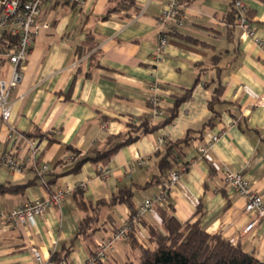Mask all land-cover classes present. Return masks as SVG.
I'll return each instance as SVG.
<instances>
[{
	"label": "crops",
	"instance_id": "crops-1",
	"mask_svg": "<svg viewBox=\"0 0 264 264\" xmlns=\"http://www.w3.org/2000/svg\"><path fill=\"white\" fill-rule=\"evenodd\" d=\"M168 0H89L45 3L38 22L42 28L34 38L27 60L21 64L22 79L14 90L11 122L27 134L41 132L40 160L50 164L46 179L51 188L79 185L61 207H52L25 224H15L2 213L49 194L31 167L15 171L0 166V185H20L17 191L0 193V264H38L32 247L48 262L52 253L74 244L70 260L84 263L91 256V243L73 241L85 214L75 194L84 191L87 201L111 198L120 189L136 190V207L155 195L159 184H147L161 175L160 160L168 142L183 139L189 131L201 130L196 139L177 154L191 167L173 187L166 204L180 222L200 219L209 233L220 232L264 259V221L250 230L253 216L245 212L246 198L226 183V172L242 173L264 196V51L241 38L233 25L235 0H183L189 16L185 28L170 33L163 60L153 67L161 25L159 14ZM248 17L264 39V0H243ZM93 53V59L91 55ZM11 66L5 64L8 74ZM157 79V92L164 114L154 117L149 97ZM223 86L214 105L215 90ZM188 94V97L179 101ZM176 107L175 119L123 146L109 162L111 173L104 179L99 167L88 161L78 172L66 173L82 155L106 144L109 137L126 138L131 125L145 121L155 125L166 120ZM106 124V126H104ZM226 129L215 145L213 161L199 159L198 145L211 132ZM196 136V134H195ZM7 125L0 119V151L10 149ZM24 153V151H23ZM147 162L139 165L136 156ZM182 156V157H181ZM75 159V160H74ZM134 165L130 175V165ZM166 174L168 173L165 172ZM164 204L161 207H165ZM94 238L110 236L129 217L126 204L101 210ZM147 234L146 230H141ZM127 241L119 242L112 262L123 264L133 257Z\"/></svg>",
	"mask_w": 264,
	"mask_h": 264
},
{
	"label": "built area",
	"instance_id": "built-area-1",
	"mask_svg": "<svg viewBox=\"0 0 264 264\" xmlns=\"http://www.w3.org/2000/svg\"><path fill=\"white\" fill-rule=\"evenodd\" d=\"M64 4L66 2H78L82 6H87L89 0H0V119L7 125V139L11 142L10 149L5 152L0 151V166H6L15 171H23L26 167H31L40 178L44 186L49 188V194L44 197H37L24 205H19L8 212H3L2 217L11 220L15 224H25L34 221L38 216H42L52 207H61L63 203L78 189L85 188L86 183L79 185L58 186L52 189L46 174L51 170L50 164L40 160L41 146L37 137L22 132L11 122L13 113V93L22 79L21 64L27 60L28 53L34 38L40 32L42 25L38 22L42 7L45 3ZM236 23L241 28V38L250 40L264 51V39L257 33L256 28L248 17V7L243 0H235ZM189 20L183 0H168L167 5L159 14L158 43L152 55L153 67L163 60L167 46L169 45L170 33H176L186 27ZM5 37L16 39L14 46L2 48ZM11 66L8 74L5 73V64ZM152 95L149 97L151 112L154 117L162 116L164 108L157 94L160 84L155 79L150 86ZM257 103L264 107V98ZM106 126V124H104ZM226 129L209 132L198 145L199 159L209 162L213 161V150L220 138L225 134ZM168 141L165 137H159L158 147L162 148ZM24 151V153H23ZM135 162L144 165L147 158L138 154ZM134 163L130 165L129 173L132 175ZM191 167V163H181L176 168L170 170L168 176L159 183L158 192L143 200L137 213L132 216L133 222H139L140 217L152 215L158 222L162 221L158 213V207L166 204L170 192L182 179L184 173ZM111 173L109 165L99 167V175L106 179ZM226 183L234 191L246 198L245 212L253 216V220L246 226L245 230H250L258 221H264V196L258 193L240 172L227 170ZM131 230L129 219L120 225L110 236L97 241L95 255L84 262H63L61 264H98L107 262L111 253L115 251L117 242L128 238ZM140 234L144 233L140 231ZM32 255L38 264H46L41 251L37 247H32Z\"/></svg>",
	"mask_w": 264,
	"mask_h": 264
},
{
	"label": "trees",
	"instance_id": "trees-1",
	"mask_svg": "<svg viewBox=\"0 0 264 264\" xmlns=\"http://www.w3.org/2000/svg\"><path fill=\"white\" fill-rule=\"evenodd\" d=\"M233 2V25L236 23V9ZM2 42V48L14 46L16 39L5 37ZM93 53L91 59H93ZM223 86H218L215 90V98L211 102V107L214 111V105L219 102ZM188 97L186 94L179 99L178 102L185 100ZM216 112V111H214ZM177 115V109L174 107L171 110L170 116L163 122L155 125H149L147 121L139 125H131V129L126 138L121 136L109 137L106 144L102 147H97L93 152L82 155L79 150L75 152V163L66 173L78 172L84 163L91 161L94 163H101L103 165L109 164L113 156L123 146L134 142L141 135L152 132L161 126L171 123ZM214 119L208 121L202 129L212 125ZM192 130L187 135L177 142H167L164 155L160 160L161 175H156L153 181L148 182L143 187L159 184L166 178L170 170L176 168V163L180 158L177 154L182 155V148L196 139L203 138V130ZM196 134V136H195ZM34 137L44 136L41 132L29 133ZM182 157V156H181ZM178 159V160H177ZM185 163V161L180 162ZM168 173L166 174L165 172ZM51 186V182L48 180ZM20 185H0V193L6 191H17L24 187ZM136 190L132 187L120 189L111 198L100 199L97 202L87 201L84 196V191L79 190L75 196L80 208L85 212L76 235L73 241L83 238L91 243V256L95 255L96 244L95 234L102 229L100 225L101 210L104 207L111 208L117 204H126L129 209V221L131 230L128 238L125 240L133 250V257L123 264H264V259H259L254 253L246 251L241 243L236 242L222 233L207 232L200 219L188 220L180 222L173 209L169 204L165 207H158V213L162 218L158 222L152 215H147L139 218V222H133L132 216L137 213L138 207L135 204ZM167 203V202H166ZM117 229V228H116ZM115 229V230H116ZM144 229L147 232L146 243L139 239L140 231ZM74 244L62 252L52 253L49 261L46 264H61L63 262H71L70 252ZM110 259L107 262H98V264H116ZM121 264V263H120Z\"/></svg>",
	"mask_w": 264,
	"mask_h": 264
},
{
	"label": "rangeland",
	"instance_id": "rangeland-1",
	"mask_svg": "<svg viewBox=\"0 0 264 264\" xmlns=\"http://www.w3.org/2000/svg\"><path fill=\"white\" fill-rule=\"evenodd\" d=\"M146 238H147V234H139V239L142 241V242H144V243H146ZM125 241V240H124ZM120 242H123V241H120ZM119 242H117V244H118ZM116 244V245H117ZM115 249H116V247H115ZM112 254V253H111ZM111 257V256H110Z\"/></svg>",
	"mask_w": 264,
	"mask_h": 264
}]
</instances>
